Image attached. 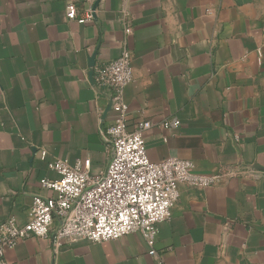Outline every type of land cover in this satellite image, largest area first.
<instances>
[{
    "label": "crops",
    "instance_id": "0c3cea01",
    "mask_svg": "<svg viewBox=\"0 0 264 264\" xmlns=\"http://www.w3.org/2000/svg\"><path fill=\"white\" fill-rule=\"evenodd\" d=\"M92 5L94 19L79 24ZM124 50L133 70L126 121L152 124L142 134L148 160L238 175L205 188L180 184L157 227V256L133 233L58 246L28 238L5 261L264 264V0H0V223L24 224L33 198L53 195L40 185L57 178L50 162L105 170L102 131L114 115L102 120L108 100L90 74ZM174 119L178 128L161 127Z\"/></svg>",
    "mask_w": 264,
    "mask_h": 264
},
{
    "label": "built area",
    "instance_id": "2783aa9c",
    "mask_svg": "<svg viewBox=\"0 0 264 264\" xmlns=\"http://www.w3.org/2000/svg\"><path fill=\"white\" fill-rule=\"evenodd\" d=\"M94 13L92 5L77 22L93 20ZM65 16L76 19L73 4L66 6ZM130 61V53L124 50L117 59L92 68L90 82L96 94L101 93L108 100L102 120L108 113L114 115L102 131L110 148L105 170L92 174L87 161L74 165L65 160L50 162L48 168L57 178L43 179L40 185L53 195L35 196L24 224L13 218L0 223V264H7L6 251L28 238L51 237L54 246H58L60 241L99 243L139 233L148 254L157 256V227L170 218L179 197L178 186L205 188L238 175L234 170L198 174L190 161L178 158L158 163L148 160L142 134L152 124L140 122L130 129L126 121L124 90L133 81ZM179 125L174 119L163 122L161 127L176 129ZM40 156L44 158V152ZM54 223L56 227L52 229Z\"/></svg>",
    "mask_w": 264,
    "mask_h": 264
},
{
    "label": "water",
    "instance_id": "95a60500",
    "mask_svg": "<svg viewBox=\"0 0 264 264\" xmlns=\"http://www.w3.org/2000/svg\"><path fill=\"white\" fill-rule=\"evenodd\" d=\"M93 67V66H92ZM90 76L92 77V70H91V74H90ZM106 116V115H105Z\"/></svg>",
    "mask_w": 264,
    "mask_h": 264
}]
</instances>
